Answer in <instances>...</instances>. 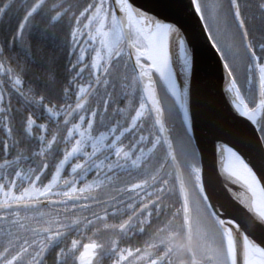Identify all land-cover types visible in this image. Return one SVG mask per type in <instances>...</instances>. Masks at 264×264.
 I'll list each match as a JSON object with an SVG mask.
<instances>
[{
	"label": "snow or ice",
	"instance_id": "snow-or-ice-1",
	"mask_svg": "<svg viewBox=\"0 0 264 264\" xmlns=\"http://www.w3.org/2000/svg\"><path fill=\"white\" fill-rule=\"evenodd\" d=\"M0 3V264H264V0ZM33 32L55 51L33 53ZM209 53L231 116L198 134Z\"/></svg>",
	"mask_w": 264,
	"mask_h": 264
},
{
	"label": "water",
	"instance_id": "water-1",
	"mask_svg": "<svg viewBox=\"0 0 264 264\" xmlns=\"http://www.w3.org/2000/svg\"><path fill=\"white\" fill-rule=\"evenodd\" d=\"M135 3L138 6H141L145 10L147 9H155L156 5L159 3V0H135ZM1 19V17H0ZM194 21L192 24L194 25ZM198 31V29H197ZM211 53L208 55H202L198 64V73L204 78L206 81H210V98H208L203 106L198 110L197 113V123H198V134L202 132L205 126L209 123L210 115L212 113L219 114L221 117H229L231 116L229 106L227 103V98L222 94L224 81H223V71L222 68H218L216 61L209 59ZM209 67H211L212 71L209 74ZM211 154L210 148L206 149L204 165L207 170L211 169ZM233 191L239 192L241 196H245L244 190L240 187V185H233ZM216 195L222 200L227 201L231 193L228 192L227 189L222 186H218Z\"/></svg>",
	"mask_w": 264,
	"mask_h": 264
},
{
	"label": "trees",
	"instance_id": "trees-1",
	"mask_svg": "<svg viewBox=\"0 0 264 264\" xmlns=\"http://www.w3.org/2000/svg\"><path fill=\"white\" fill-rule=\"evenodd\" d=\"M7 0H4V3L6 2ZM52 0H49L47 3L50 4ZM3 6V3H0V7ZM58 28L61 29V33H60V39L61 41H63L64 39V36H65V30L62 28V25L58 24L57 25ZM31 40H32V48H33V53H35V49L37 47V45H40L44 48L45 50V53L47 54L49 51H55V49H53L52 47V41L51 39L49 38L48 40H41L39 38V36L33 32L32 35H31ZM69 40V38H68ZM3 43V42H2ZM6 47V50H5V55L6 56H10L13 58V63H19V60H20V57L22 59V61L25 63V62H28V63H31L32 61L31 60H28L27 57H26V54L25 52L22 50V52H20V48L16 47V46H12V47H8V46H5ZM21 53H23V55H21ZM65 57H67L66 55V51H61L58 53V58H57V61H56V66H57V73H58V78L60 75H62V65L64 63V60H65ZM33 59L36 60V63L33 65L34 68L36 69H39L40 67V59H39V56L37 55H34ZM37 78V77H40V79L37 78V80H40V82L42 83V80H43V76H42V73L40 71H33V72H26L24 74V78L25 80H29V78ZM62 78V77H61ZM43 85V83H42ZM45 95H49L47 92H45ZM19 120L20 118L17 117V122L19 123Z\"/></svg>",
	"mask_w": 264,
	"mask_h": 264
},
{
	"label": "flooded vegetation",
	"instance_id": "flooded-vegetation-1",
	"mask_svg": "<svg viewBox=\"0 0 264 264\" xmlns=\"http://www.w3.org/2000/svg\"><path fill=\"white\" fill-rule=\"evenodd\" d=\"M48 1L49 0H47V2ZM34 2H36V0H13L11 2V4L13 5L14 8H19L20 6H24V5H27V4H30V3H34ZM2 19H4V18H2ZM68 38H69V41H70V39H71L70 36ZM4 41H5V32H4V30L2 28H0V44H3ZM19 63H24L22 61L21 57H20ZM66 67H68V58L67 57H65L64 63L62 65V70H63L62 73L63 74L59 76V77H62L63 80L67 76V73L64 71V69ZM87 75H88V73L86 72L84 74V81L85 82H87ZM5 82L7 83L6 78H5ZM29 85H34L37 88L38 93L43 89V85L40 82V80H37V78L35 79L34 77L33 78H29V80H25L24 75H23V86L25 88H27ZM8 87L10 88V84L8 85ZM50 98L53 99L54 102H56V103H63L64 102L62 98L58 99V98L54 97L53 95L50 96ZM12 103H13L14 107H16L21 112H23V108L25 107V104H24V101L22 100V98H19L17 96V100L16 101L12 100ZM121 106H123V105H121ZM32 110L35 111L37 117H41L42 116V113H41V111H40V109L38 107H33ZM17 117L20 118L19 116H17ZM43 119L45 120V122L49 123L47 118H46V114H45ZM39 120L41 121V119H37V124H39ZM60 120L62 122V120H63L62 116L60 117ZM54 126H55L54 123H49L50 130L53 129ZM37 134H38V131H37ZM2 138H3V133L1 132L0 139H2ZM49 138H50V136H49ZM90 179H91V177H90ZM90 235H91V233L88 232V233L85 234V237L90 236ZM104 238L106 239V237H104ZM83 242L87 243L88 242L87 238H85ZM105 264H108V262L106 261Z\"/></svg>",
	"mask_w": 264,
	"mask_h": 264
},
{
	"label": "bare ground",
	"instance_id": "bare-ground-1",
	"mask_svg": "<svg viewBox=\"0 0 264 264\" xmlns=\"http://www.w3.org/2000/svg\"><path fill=\"white\" fill-rule=\"evenodd\" d=\"M20 52H22V50H20ZM21 55H23V53H21ZM59 79L61 80V82H63V79L61 77H59ZM53 96L58 99H61L62 93L59 91V89H57L56 93Z\"/></svg>",
	"mask_w": 264,
	"mask_h": 264
}]
</instances>
